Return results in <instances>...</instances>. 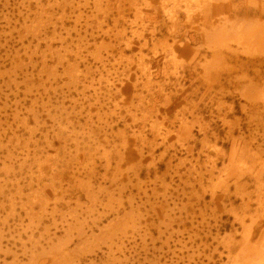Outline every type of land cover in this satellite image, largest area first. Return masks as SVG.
Returning <instances> with one entry per match:
<instances>
[{
	"label": "rangeland",
	"instance_id": "obj_1",
	"mask_svg": "<svg viewBox=\"0 0 264 264\" xmlns=\"http://www.w3.org/2000/svg\"><path fill=\"white\" fill-rule=\"evenodd\" d=\"M208 1L0 0V264H262L264 0Z\"/></svg>",
	"mask_w": 264,
	"mask_h": 264
},
{
	"label": "bare ground",
	"instance_id": "obj_2",
	"mask_svg": "<svg viewBox=\"0 0 264 264\" xmlns=\"http://www.w3.org/2000/svg\"><path fill=\"white\" fill-rule=\"evenodd\" d=\"M243 1V0H242ZM219 2V3H218ZM248 2H250V1H248ZM252 2V1H251ZM250 2V3H251ZM254 2V1H253ZM224 3H228V1L226 0V2H224L223 0L222 1H220V0H215V1H212V0H209L207 3H206V9H208V10H210L211 11V13H212V11L214 12V13H218V11H219V7L221 8V9H223V4ZM249 3V5L248 4H246L245 6H243L244 8H242L241 10H240V8L239 9H234L235 11L233 12V13H242V15L241 16H243L245 19H242V20H246V19H248V17L250 16H253L254 18H256L257 20H256V22L258 21H261L262 19H264V5L263 4H261L260 6L259 5H257V3L255 2V3H252V4H250ZM179 4V3H178ZM225 4V5H226ZM231 5V4H230ZM175 6V5H174ZM173 7V6H172ZM178 7V6H177ZM186 7V6H185ZM175 8V7H174ZM228 8V7H227ZM234 8V7H233ZM220 9V10H221ZM229 9H230V7H229ZM228 9V10H229ZM117 10V9H116ZM170 10V9H169ZM227 11V10H226ZM196 12H199V10H196ZM232 12V11H231ZM122 13V12H121ZM188 13V12H187ZM213 13V14H214ZM172 14V11L169 13V19L171 20V21H173L172 20V18H174V20L176 19L175 17V12H174V14L173 15H171ZM120 15V14H119ZM205 15V14H204ZM207 17V16H206ZM235 19H236V17H234ZM237 19L238 20H241L240 18H238L237 17ZM249 21V20H248ZM252 21V20H251ZM251 25V24H250ZM130 47V46H129ZM119 52V51H118ZM234 56H235V54H234ZM142 64V63H141ZM253 65L255 64V63H252ZM264 64V60H260V61H258V67L260 68V67H262V65ZM248 67V66H247ZM241 68V67H240ZM245 69V68H244ZM251 69V68H250ZM257 71V70H256ZM260 71V70H259ZM259 71H258V73H259ZM264 71V70H263ZM255 74H257V73H255ZM260 74H261V72H260ZM149 82H147V84H148ZM90 106V105H89ZM152 114V113H151ZM160 125V124H159ZM158 135H159V133H158ZM162 136V135H161ZM162 138V143H163V141H165V138H163V137H161ZM160 138V139H161ZM1 146V145H0ZM10 155V154H9ZM158 158V157H157ZM214 164V163H213ZM214 167V166H213ZM89 197V196H88ZM100 221V220H99ZM79 222V221H78ZM92 226H95V224H97L98 223V218H97V220H96V218L95 219H92ZM4 224V223H3ZM159 225V224H158ZM92 226H90V227H88V225H87V228L90 230V232H92L91 231V229L90 228H92ZM74 229V228H73ZM79 229H81V231H78L77 233H78V235H79V237H80V239L81 238H87L88 236H87V234H86V232H84V229H83V226H82V224H79ZM76 232V231H75ZM68 234V233H67ZM70 234V233H69ZM20 238V237H19ZM18 238V239H19ZM79 239V238H78ZM263 239V238H262ZM17 240V239H16ZM20 240V239H19ZM18 240V241H19ZM110 240H112V239H110ZM21 241V240H20ZM70 241V240H69ZM68 245V244H67ZM23 247V246H22ZM110 247V246H109ZM110 249V248H109ZM258 249H261V251L263 250L264 251V244L262 245V248H258ZM66 249H64V251H65ZM111 251V250H110ZM261 251L260 250H258V251H256V255H259V254H261ZM263 253V252H262ZM12 254V253H11ZM14 254H16V253H14ZM14 254H12V255H14ZM17 256V255H16ZM16 256H14L13 258L15 259V257ZM67 257V256H66ZM70 257V256H69ZM34 258V257H33ZM13 259V260H14ZM261 263L262 264H264V254H262V256H261ZM4 261V260H3ZM237 261H239V260H237ZM71 263V262H70ZM236 263V262H235ZM234 262H233V264H235ZM238 263V262H237Z\"/></svg>",
	"mask_w": 264,
	"mask_h": 264
}]
</instances>
